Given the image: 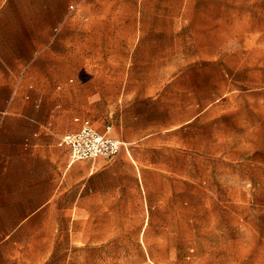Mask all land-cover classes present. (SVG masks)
Returning a JSON list of instances; mask_svg holds the SVG:
<instances>
[{"label":"rangeland","instance_id":"1","mask_svg":"<svg viewBox=\"0 0 264 264\" xmlns=\"http://www.w3.org/2000/svg\"><path fill=\"white\" fill-rule=\"evenodd\" d=\"M140 2L86 0L85 31L116 3L118 36L69 39L92 48L79 83L23 86L127 142L119 201L141 211L125 214L116 260L102 243L86 264H264V0H159L146 26Z\"/></svg>","mask_w":264,"mask_h":264},{"label":"crops","instance_id":"2","mask_svg":"<svg viewBox=\"0 0 264 264\" xmlns=\"http://www.w3.org/2000/svg\"><path fill=\"white\" fill-rule=\"evenodd\" d=\"M158 1L138 3L143 8L138 9L137 20L145 25L148 7L144 5ZM85 2L0 0V264L100 262L102 243L109 245L111 254L113 246L116 260L119 227L134 225V217L125 214L141 211L130 201H119L127 194L119 183L123 174L117 164L126 160L88 158L72 165L75 160H70L61 136L77 129L80 117L75 115L70 122V112L43 108L35 88L23 87L79 83L80 71L86 68L83 53L91 47L69 39L102 28L105 35L118 36L117 4L108 8L103 25L97 23L87 32L81 26L87 19ZM142 31L141 36L157 32ZM135 35L132 29L125 36ZM121 141V148L128 151L127 142ZM76 168L81 171L77 173ZM141 260L158 264L149 254Z\"/></svg>","mask_w":264,"mask_h":264},{"label":"built area","instance_id":"3","mask_svg":"<svg viewBox=\"0 0 264 264\" xmlns=\"http://www.w3.org/2000/svg\"><path fill=\"white\" fill-rule=\"evenodd\" d=\"M69 7L74 8V4ZM109 130V125L97 130L89 119H84L77 129L62 134L61 140L68 147L70 160L115 156L123 142L112 136Z\"/></svg>","mask_w":264,"mask_h":264}]
</instances>
